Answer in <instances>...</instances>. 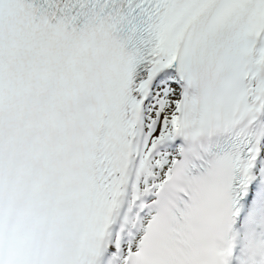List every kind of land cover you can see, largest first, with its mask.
<instances>
[{
  "label": "snow or ice",
  "instance_id": "1",
  "mask_svg": "<svg viewBox=\"0 0 264 264\" xmlns=\"http://www.w3.org/2000/svg\"><path fill=\"white\" fill-rule=\"evenodd\" d=\"M0 264H264V0H0Z\"/></svg>",
  "mask_w": 264,
  "mask_h": 264
}]
</instances>
